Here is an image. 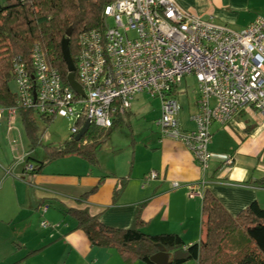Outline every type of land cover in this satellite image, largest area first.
<instances>
[{
	"label": "crops",
	"instance_id": "1",
	"mask_svg": "<svg viewBox=\"0 0 264 264\" xmlns=\"http://www.w3.org/2000/svg\"><path fill=\"white\" fill-rule=\"evenodd\" d=\"M176 1L188 12L235 31L257 16L264 17V0ZM173 95L177 99L176 89ZM194 95L189 115L182 113L180 105L177 120L182 130L195 129L190 115L197 110V89ZM160 113L159 106L157 118ZM129 114L120 118L115 129L132 127ZM211 131L208 148L213 158L204 175L181 142L162 138L153 127L138 141L132 140L121 155H113L110 145L102 141L97 150L104 145L103 152L107 150L115 159L112 167L102 159L96 158L92 165L78 155H67L29 171L27 164L41 161L37 150L21 117L9 120L4 113L0 118V264H70L71 260V264H124L117 250L90 245L66 213L71 208L87 209L103 224L120 229L131 227L138 212L144 233H175L186 245L205 236L206 191L232 215L253 201L264 208V187L255 183L264 178V116L247 107L226 124L214 122ZM226 157L232 158L231 164L224 162ZM152 172L155 178L150 177ZM201 178L206 182L203 193H198ZM190 186L196 193H191ZM44 205H48L46 211ZM60 211L73 221L59 218Z\"/></svg>",
	"mask_w": 264,
	"mask_h": 264
},
{
	"label": "built area",
	"instance_id": "2",
	"mask_svg": "<svg viewBox=\"0 0 264 264\" xmlns=\"http://www.w3.org/2000/svg\"><path fill=\"white\" fill-rule=\"evenodd\" d=\"M76 42L74 74L83 94L62 80L45 47L35 43L28 60L12 61L16 104L0 106V118L16 117L20 107L44 119L72 118L75 136L86 121L89 127L110 128L129 111L134 94L147 92L160 100L155 122L161 137L181 142L204 175L213 158L208 146L214 122L226 124L247 107L264 116L262 16L235 31L188 12L176 0H113L104 8L102 27L80 32ZM187 75L197 82V110L190 115L194 130L179 127L180 105L173 95ZM224 162L231 164L232 158ZM205 182H198V193Z\"/></svg>",
	"mask_w": 264,
	"mask_h": 264
},
{
	"label": "trees",
	"instance_id": "3",
	"mask_svg": "<svg viewBox=\"0 0 264 264\" xmlns=\"http://www.w3.org/2000/svg\"><path fill=\"white\" fill-rule=\"evenodd\" d=\"M112 1L0 0V106L16 104V93L13 94L8 86L12 61L16 57L28 60L35 43L45 47L47 58L65 82L68 71L62 56L61 42L67 29L71 28L69 50L75 61L78 34L90 28L102 27L104 8ZM32 114L31 109L20 107L18 110L27 135L33 146H36L41 140L35 134L36 125ZM119 120L116 118L106 131L115 129ZM97 129L89 127L78 141L71 136L59 147H47V159L32 163L33 171L41 169L47 161L67 155H78L92 165L96 164L95 152L101 141L94 140L98 138L97 135L103 134L97 133ZM255 183L264 187V178ZM66 213L75 219V228L84 232L91 246L117 250L124 264L135 261L155 264L150 257L158 252L159 245L172 253L169 264L187 261L197 264H264V208L256 201L232 215L210 192H204L202 213L205 217V236L190 245H186L175 233H144L138 212L132 226L126 229L103 224L99 216L91 215L87 209L71 208Z\"/></svg>",
	"mask_w": 264,
	"mask_h": 264
},
{
	"label": "rangeland",
	"instance_id": "4",
	"mask_svg": "<svg viewBox=\"0 0 264 264\" xmlns=\"http://www.w3.org/2000/svg\"><path fill=\"white\" fill-rule=\"evenodd\" d=\"M109 24L113 25L112 19H109ZM8 86L13 94L17 92V85L12 78L9 80ZM175 89L177 90V101L179 100V102L181 103L179 105H182L183 107L182 113L185 115H189V108L193 103V99L195 96L194 93L197 89V82L195 77L193 75L184 77L180 81V83L177 84ZM159 103L160 100L158 98L150 96L147 92H137L133 95L130 102L131 106L129 109V118L132 121V127L129 128V126L123 125L111 130L110 132L98 128L97 133L102 132L103 134L97 135L98 138L94 141H101L100 145L106 141L108 145H110V149L112 148L113 155L115 156H117L118 153L119 155L125 153V151H128V149L131 147L132 140L138 141L139 137L144 134V132H150V127H153L154 131L160 132L157 125V127L153 126L155 122L154 119L157 118V111L160 106ZM32 118L36 125L35 134L41 140V143L36 145L34 150H37V159L44 161L47 159V147H59L66 140H69L71 138V126L75 121L72 118L67 119L57 116L48 122L46 119L42 118L37 111L33 112ZM106 142L104 143V145L106 144ZM104 145L101 147V149L99 148L97 150L96 158L98 159V161H100L99 159H102L103 161H101L103 163L105 162L107 167H112V160L115 159H113L111 155L109 157L110 153L107 150L106 152H103ZM57 211L59 212V210ZM60 213H58L59 218L64 219L65 217L68 221H73L71 217ZM61 219L59 222L62 221ZM71 263L72 260L70 261V264ZM137 264L145 263L142 261H138Z\"/></svg>",
	"mask_w": 264,
	"mask_h": 264
},
{
	"label": "water",
	"instance_id": "5",
	"mask_svg": "<svg viewBox=\"0 0 264 264\" xmlns=\"http://www.w3.org/2000/svg\"><path fill=\"white\" fill-rule=\"evenodd\" d=\"M71 35V28H68L66 31V36L62 39L61 42V51L62 56L65 61L68 74L66 76L67 83L71 86L73 90L76 92H79L83 94V90L79 83L75 80V63L73 58L71 57L70 50H69V36ZM89 127V121H86L79 132L74 136V139L76 141L80 140L85 133L87 132V129ZM150 260L154 262L155 264H169L171 260L170 254L163 248L162 246H158V252L153 254L150 257Z\"/></svg>",
	"mask_w": 264,
	"mask_h": 264
}]
</instances>
